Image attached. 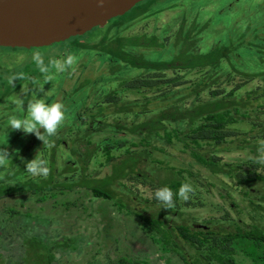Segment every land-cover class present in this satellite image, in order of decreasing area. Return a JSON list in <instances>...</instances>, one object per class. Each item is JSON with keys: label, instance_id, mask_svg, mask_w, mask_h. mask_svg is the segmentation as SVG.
I'll use <instances>...</instances> for the list:
<instances>
[{"label": "trees", "instance_id": "16d2710c", "mask_svg": "<svg viewBox=\"0 0 264 264\" xmlns=\"http://www.w3.org/2000/svg\"><path fill=\"white\" fill-rule=\"evenodd\" d=\"M213 2L193 0L159 24L168 10H154L151 0L135 15L24 49L27 59L15 55L13 67L2 66L0 118L12 95L29 118L1 135L0 200L29 195L42 203L81 187L138 217L184 264H241L240 256L264 264V5ZM57 101L60 110L46 117L45 103ZM98 164L108 166L103 177ZM7 209L10 228L0 232L18 236L0 233V264H74L61 259L77 245L56 247L70 238H35L34 216ZM132 260L119 264H151Z\"/></svg>", "mask_w": 264, "mask_h": 264}, {"label": "rangeland", "instance_id": "374dc122", "mask_svg": "<svg viewBox=\"0 0 264 264\" xmlns=\"http://www.w3.org/2000/svg\"><path fill=\"white\" fill-rule=\"evenodd\" d=\"M191 1L193 0H153L152 7L154 10L158 11L168 10L164 13L166 16L161 18L162 20L159 24H162L168 22L171 15L175 18H179L182 12L192 6ZM234 1L235 0H214L213 5L216 8H220L223 4H226L227 8L229 4ZM263 1L264 0H243V7L246 9L249 5L250 7H253L257 3H262L263 6ZM140 6L129 12L126 16L135 15L141 9ZM179 9L181 10L180 14L177 11ZM239 11H241V8ZM262 12L264 13V10ZM145 21H148V19ZM145 21L143 22L145 23ZM149 23L152 25L154 24V21ZM149 23L146 27L149 26ZM138 25L140 28L144 26L140 21ZM220 29L221 27L219 26L217 37L220 41L225 43V40L227 39V36L224 34L225 30L221 32ZM231 36L234 35L231 34ZM15 55H21L25 57V59L29 56L24 49H20V52L13 55L10 48L3 50V48L0 47V73L2 72L3 67L14 66L12 58ZM60 81L59 78L53 85L54 88H52V90H54V92L55 88H59ZM3 90L4 89L0 88V95L4 97ZM25 90V88L22 89L23 92H25ZM52 90L51 92H49V90L44 92V96H50ZM8 97L4 98L7 107L3 109L2 113L5 114L4 116L6 118L5 120L0 118L1 140H3L1 135H4L3 131L5 129L8 128L7 133L9 132V129L11 132L16 131L17 133V129L22 124V121L24 119L28 120L29 116L27 115L22 119L16 111V106L13 105V95L11 96L12 98L8 99V103H6ZM27 101H29V99L24 97L22 106L27 105ZM33 101L36 102L37 100L34 99ZM38 103H36V105H38ZM51 104L45 103L44 105L45 114L48 118H50L52 114H54L55 117V112H58L62 106L60 101H57L52 107ZM50 108L52 112L46 113ZM59 118H62V115H59ZM5 137L7 140L11 138L7 135ZM67 149L71 152V149ZM82 150H84V148ZM182 157L189 162L187 156ZM13 161L14 159L10 157L9 162L12 163ZM60 161L63 162L61 159ZM34 163H36V161L30 165H33ZM76 164L79 168L84 167L82 163ZM89 165L90 170H86V174L93 169V164L90 163ZM8 166H10V164H8ZM79 168H69L66 172L69 174L72 170L71 173L78 172L80 170ZM96 170L99 171V177H103L108 173V166L103 169V167L98 164ZM137 186H140V184H137ZM141 187L139 188L141 189ZM139 196L142 197L140 193H138V197ZM41 201L42 200L37 199V197L33 198V196L29 195L1 199L0 218L4 219L5 222L0 224V229L6 231L10 228L9 220H6L9 214L5 211L9 210L7 209L8 207H11L16 208L17 211L22 210L24 216H34L33 219L37 221V225L42 223L43 218L50 222L49 225L53 223V226H50V228L55 235L51 237L47 236V239L60 240L65 238L67 240L70 238L71 241H69L66 246L56 244L59 252H64L66 250L71 251L70 248H74L76 245L78 246V251H71V254L63 255L61 261L69 259L74 264H119V261L122 258H132V261L139 260L144 263L150 262L151 264H184L179 256L167 251L164 246L161 247L160 243H155L152 240L151 236L157 235H154L144 223L140 222L138 217L121 211L114 201L96 197L90 190L78 187L73 191H67V193H59L58 196L51 199L49 198V200L45 202L41 203ZM204 215H206V211L202 212V216ZM44 224H46V221ZM36 230H38V228ZM34 233H37L36 236L38 237L46 236L42 231ZM9 234L11 233L9 232ZM73 237H77V239H73ZM11 250H15V247H12ZM237 258L241 264H253L251 260H247L243 256ZM25 261L28 262L27 257Z\"/></svg>", "mask_w": 264, "mask_h": 264}, {"label": "water", "instance_id": "95a60500", "mask_svg": "<svg viewBox=\"0 0 264 264\" xmlns=\"http://www.w3.org/2000/svg\"><path fill=\"white\" fill-rule=\"evenodd\" d=\"M138 1L0 0V47H51L104 28Z\"/></svg>", "mask_w": 264, "mask_h": 264}, {"label": "flooded vegetation", "instance_id": "af4514ba", "mask_svg": "<svg viewBox=\"0 0 264 264\" xmlns=\"http://www.w3.org/2000/svg\"><path fill=\"white\" fill-rule=\"evenodd\" d=\"M151 0H145V2H143L142 4H140L141 6L140 7H142L143 5H146L148 2H150ZM187 11V10H186ZM166 13V12H165ZM141 23H142V21H140ZM143 25H145V23H143ZM28 118H29V116H28ZM38 228H40L41 229V231L42 232H44L45 233V235L46 236H54L55 235V233H53V231L52 230H50V228H49V226H47V225H44V224H40L39 225V227ZM38 232V231H37ZM40 232V231H39ZM0 233H2L4 236H8V235H10L9 233H7V232H0ZM36 234L37 233H34V234H32V236H34L35 238H36ZM12 236H18V235H16V234H14V235H12ZM16 238H19V237H16ZM37 238H40V237H37ZM24 240H22L21 239V242H23ZM27 245V247L28 248H30V245L27 243L26 244Z\"/></svg>", "mask_w": 264, "mask_h": 264}, {"label": "bare ground", "instance_id": "6f19581e", "mask_svg": "<svg viewBox=\"0 0 264 264\" xmlns=\"http://www.w3.org/2000/svg\"><path fill=\"white\" fill-rule=\"evenodd\" d=\"M142 1H145V0H140V1H138L137 4H136L134 7H131V8L128 10V12L132 11V10L138 5V3L142 2Z\"/></svg>", "mask_w": 264, "mask_h": 264}, {"label": "clouds", "instance_id": "9594fccd", "mask_svg": "<svg viewBox=\"0 0 264 264\" xmlns=\"http://www.w3.org/2000/svg\"><path fill=\"white\" fill-rule=\"evenodd\" d=\"M127 14H128V13H127ZM127 14H126V15H127ZM124 16H125V15H124ZM73 239H77V237H73ZM77 247H78V246H77Z\"/></svg>", "mask_w": 264, "mask_h": 264}, {"label": "crops", "instance_id": "0c3cea01", "mask_svg": "<svg viewBox=\"0 0 264 264\" xmlns=\"http://www.w3.org/2000/svg\"><path fill=\"white\" fill-rule=\"evenodd\" d=\"M64 239V238H63ZM79 250V249H78Z\"/></svg>", "mask_w": 264, "mask_h": 264}]
</instances>
